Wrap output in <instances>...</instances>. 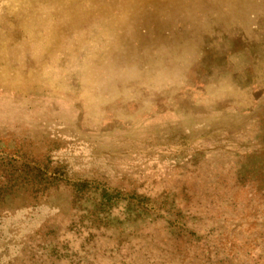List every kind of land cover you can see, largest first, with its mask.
Masks as SVG:
<instances>
[{"label": "rangeland", "instance_id": "rangeland-1", "mask_svg": "<svg viewBox=\"0 0 264 264\" xmlns=\"http://www.w3.org/2000/svg\"><path fill=\"white\" fill-rule=\"evenodd\" d=\"M1 192L0 264H264V0H0Z\"/></svg>", "mask_w": 264, "mask_h": 264}, {"label": "trees", "instance_id": "trees-1", "mask_svg": "<svg viewBox=\"0 0 264 264\" xmlns=\"http://www.w3.org/2000/svg\"><path fill=\"white\" fill-rule=\"evenodd\" d=\"M53 174H55V172ZM58 182H59V180L54 179V176H52V178L50 180H43L41 182H35V183L31 184V185H34L32 187L33 190L36 193L39 192V195H40V193H45L46 191L55 188L56 185L58 184ZM4 202H5V194L1 192L0 193V204H2Z\"/></svg>", "mask_w": 264, "mask_h": 264}]
</instances>
